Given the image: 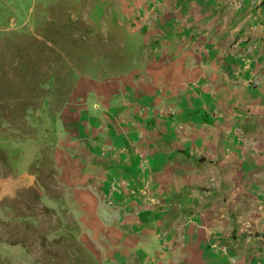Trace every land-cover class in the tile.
Wrapping results in <instances>:
<instances>
[{
  "label": "crops",
  "instance_id": "crops-1",
  "mask_svg": "<svg viewBox=\"0 0 264 264\" xmlns=\"http://www.w3.org/2000/svg\"><path fill=\"white\" fill-rule=\"evenodd\" d=\"M106 5L118 63L0 143V253L43 229L87 264H264V0Z\"/></svg>",
  "mask_w": 264,
  "mask_h": 264
},
{
  "label": "rangeland",
  "instance_id": "rangeland-1",
  "mask_svg": "<svg viewBox=\"0 0 264 264\" xmlns=\"http://www.w3.org/2000/svg\"><path fill=\"white\" fill-rule=\"evenodd\" d=\"M106 4L107 0H0V129L5 126L10 133L0 138L1 144L13 143L14 128L29 132L32 117L44 112L46 103L58 109L76 84L74 74H107L112 63H118L119 49H112L110 38L121 33L110 27L112 14L106 13ZM7 227L14 230L11 224ZM45 232L34 231L38 239H33L31 252L0 253V264L90 262L76 240L43 236Z\"/></svg>",
  "mask_w": 264,
  "mask_h": 264
},
{
  "label": "built area",
  "instance_id": "built-area-1",
  "mask_svg": "<svg viewBox=\"0 0 264 264\" xmlns=\"http://www.w3.org/2000/svg\"><path fill=\"white\" fill-rule=\"evenodd\" d=\"M251 82H252L253 84H255V85H257V84L259 83V77H258V74H256V75L252 78ZM236 131H237V137H238V139H239L240 141L244 140V134H243V131H242L240 128H238ZM140 156L142 157L141 165H142L143 167H145V166L147 165V163H148V160H147V154H146V153H145V154H140ZM229 260L231 261L232 264H237V263H236V260H235L234 257H229Z\"/></svg>",
  "mask_w": 264,
  "mask_h": 264
}]
</instances>
